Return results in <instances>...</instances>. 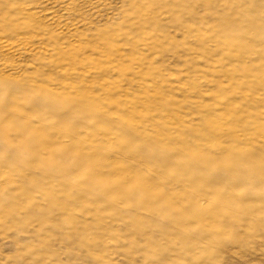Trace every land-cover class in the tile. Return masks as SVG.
Returning a JSON list of instances; mask_svg holds the SVG:
<instances>
[{
  "label": "rangeland",
  "instance_id": "obj_1",
  "mask_svg": "<svg viewBox=\"0 0 264 264\" xmlns=\"http://www.w3.org/2000/svg\"><path fill=\"white\" fill-rule=\"evenodd\" d=\"M0 264H264V0H0Z\"/></svg>",
  "mask_w": 264,
  "mask_h": 264
}]
</instances>
